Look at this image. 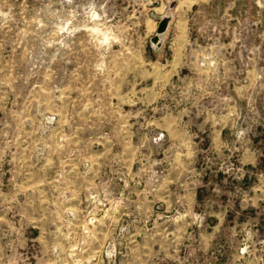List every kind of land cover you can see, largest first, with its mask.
<instances>
[{"label": "rangeland", "instance_id": "374dc122", "mask_svg": "<svg viewBox=\"0 0 264 264\" xmlns=\"http://www.w3.org/2000/svg\"><path fill=\"white\" fill-rule=\"evenodd\" d=\"M0 264H264V0H0Z\"/></svg>", "mask_w": 264, "mask_h": 264}, {"label": "water", "instance_id": "95a60500", "mask_svg": "<svg viewBox=\"0 0 264 264\" xmlns=\"http://www.w3.org/2000/svg\"><path fill=\"white\" fill-rule=\"evenodd\" d=\"M166 27H167V23L166 22L161 23L158 33L164 32Z\"/></svg>", "mask_w": 264, "mask_h": 264}]
</instances>
